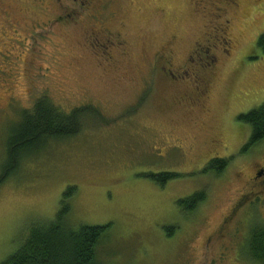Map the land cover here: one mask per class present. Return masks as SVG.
Here are the masks:
<instances>
[{"label": "rangeland", "instance_id": "1", "mask_svg": "<svg viewBox=\"0 0 264 264\" xmlns=\"http://www.w3.org/2000/svg\"><path fill=\"white\" fill-rule=\"evenodd\" d=\"M94 3L0 0V172L10 127L39 96L64 112L94 105L111 120L52 142L0 185V262L74 188L70 224L109 226L96 249L104 264H257L248 239L264 224L252 180L264 140L240 154L251 127L238 116L264 102V0ZM92 25L127 41L121 70L100 65L101 43L85 46ZM214 158L230 161L203 173ZM159 173L177 176L161 187L147 176ZM202 190L206 200L184 212L178 201Z\"/></svg>", "mask_w": 264, "mask_h": 264}, {"label": "trees", "instance_id": "2", "mask_svg": "<svg viewBox=\"0 0 264 264\" xmlns=\"http://www.w3.org/2000/svg\"><path fill=\"white\" fill-rule=\"evenodd\" d=\"M257 47L264 54V32L257 38ZM135 109L133 107L130 111ZM238 120L251 127L250 137L240 150V154H245L252 146L264 140V102L240 114ZM110 121L94 105L86 104L64 112L47 95L39 96L31 107L20 113L18 120L10 127L5 141L0 185L16 173L25 159L46 149L52 142L68 140L91 123ZM229 161L211 159L203 173L220 175ZM147 176L162 187L177 175L159 173ZM74 190L69 188L64 193L53 220L30 224L21 247L0 264H104L98 260L96 249L109 226L79 225L75 228L70 224L68 199ZM206 198V192L202 190L179 200L178 205L184 212H193ZM248 251L253 262L264 264V224L251 228Z\"/></svg>", "mask_w": 264, "mask_h": 264}, {"label": "flooded vegetation", "instance_id": "3", "mask_svg": "<svg viewBox=\"0 0 264 264\" xmlns=\"http://www.w3.org/2000/svg\"><path fill=\"white\" fill-rule=\"evenodd\" d=\"M95 1H99V0H79V6L82 9H86L89 8L90 10H94L93 5L95 4ZM109 0H100L101 5H103L104 2H108ZM61 16V15H59ZM90 16H94L97 20V15H90ZM98 23V22H97ZM85 46L91 51L90 47H89V43L92 42H98L101 43L105 48H106V52L105 54H108L107 56H105V59L103 61V63H100V65H104V68H114V70H121V67L118 65V57H125L126 53H127V41L121 37L120 33L114 30H110L109 28L105 27L104 25H92L90 26V28L86 31L85 34ZM109 49H114V51L117 52V56L113 55V52L110 54ZM93 53V52H92ZM95 54V53H94ZM116 54V53H115ZM167 62L169 61L168 58ZM214 58H213V62H214ZM167 71L170 72V74H172L174 76V78H177V75H175L174 73H172L171 70L166 69ZM212 73V70L210 71V74ZM213 74H211L212 76ZM208 87L209 84L207 83V81L205 80L202 83V86H200V92H201V100L199 102V105H197V109H204V98H206L205 94L207 95L208 92ZM218 141V140H217ZM252 180H254L255 182H259V185L261 186L262 190L261 192H264V165H261L259 167L258 170H256L254 172V175L252 177ZM263 186V187H262ZM261 198V197H260Z\"/></svg>", "mask_w": 264, "mask_h": 264}]
</instances>
